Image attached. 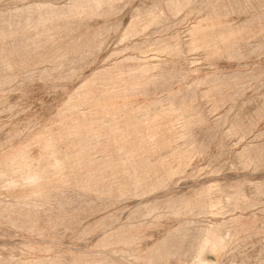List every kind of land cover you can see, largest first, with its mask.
I'll use <instances>...</instances> for the list:
<instances>
[{
    "label": "rangeland",
    "instance_id": "1",
    "mask_svg": "<svg viewBox=\"0 0 264 264\" xmlns=\"http://www.w3.org/2000/svg\"><path fill=\"white\" fill-rule=\"evenodd\" d=\"M0 264H264V0H0Z\"/></svg>",
    "mask_w": 264,
    "mask_h": 264
}]
</instances>
